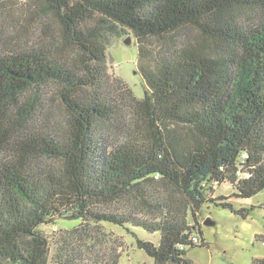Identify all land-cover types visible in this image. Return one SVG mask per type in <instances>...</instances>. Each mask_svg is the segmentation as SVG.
Listing matches in <instances>:
<instances>
[{"label": "trees", "instance_id": "trees-1", "mask_svg": "<svg viewBox=\"0 0 264 264\" xmlns=\"http://www.w3.org/2000/svg\"><path fill=\"white\" fill-rule=\"evenodd\" d=\"M32 2L41 35L0 37V264H119L104 223L160 232L135 234L155 264H195L204 205L246 218L230 199L264 189V0ZM186 27L200 37L176 40ZM120 31L138 39L141 98L109 73Z\"/></svg>", "mask_w": 264, "mask_h": 264}, {"label": "rangeland", "instance_id": "rangeland-1", "mask_svg": "<svg viewBox=\"0 0 264 264\" xmlns=\"http://www.w3.org/2000/svg\"><path fill=\"white\" fill-rule=\"evenodd\" d=\"M248 18L250 17L245 16V19ZM44 20V18H38L32 0H0V37L12 38L11 43L29 41L39 37L43 30ZM175 36L177 39L173 37L176 40H193V38H199L200 33L194 27H186L177 32ZM129 37L131 43L127 44L125 40ZM147 43L150 49L161 48V42L155 38L148 39ZM138 45V39L130 32L120 31L110 35L108 62L109 73L115 78L126 81L136 96L141 98L144 96L147 85L138 64ZM9 46L0 41L1 48ZM52 108L59 118V123L63 117L65 119L66 112L61 105H53ZM128 111L127 109L126 112ZM65 121L67 119L64 123ZM64 123L62 127L65 130ZM233 191L231 184L223 183L217 186L214 195H230ZM230 201L237 209H250L249 215L244 218L229 208L206 203L200 211L199 221L202 224L203 237L208 244L186 248V257L193 263L252 264L256 258H264V189L250 198L232 197ZM208 218L214 224H205L204 221ZM65 226L66 222L60 219L56 225H47L43 229L53 238L52 229H57L58 236L66 233ZM95 227L97 226H93V230L96 232ZM101 230L104 239V249L100 252L102 257L106 258L109 249L112 248L121 255L119 264H155L154 259L138 247L135 234L144 240L158 242L160 232L151 233L134 226H129L127 230L109 223L101 224ZM55 247L56 245H51V255L55 253ZM50 264H54L52 260Z\"/></svg>", "mask_w": 264, "mask_h": 264}, {"label": "water", "instance_id": "water-1", "mask_svg": "<svg viewBox=\"0 0 264 264\" xmlns=\"http://www.w3.org/2000/svg\"><path fill=\"white\" fill-rule=\"evenodd\" d=\"M125 43H127V44H130L131 43V39H130V37L129 38H127L126 40H125ZM204 223L205 224H207V225H212V224H214V222L211 220V219H206L205 221H204Z\"/></svg>", "mask_w": 264, "mask_h": 264}, {"label": "built area", "instance_id": "built-area-1", "mask_svg": "<svg viewBox=\"0 0 264 264\" xmlns=\"http://www.w3.org/2000/svg\"><path fill=\"white\" fill-rule=\"evenodd\" d=\"M193 241H194L195 243H200V240H199L197 237H193Z\"/></svg>", "mask_w": 264, "mask_h": 264}]
</instances>
